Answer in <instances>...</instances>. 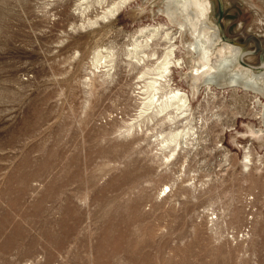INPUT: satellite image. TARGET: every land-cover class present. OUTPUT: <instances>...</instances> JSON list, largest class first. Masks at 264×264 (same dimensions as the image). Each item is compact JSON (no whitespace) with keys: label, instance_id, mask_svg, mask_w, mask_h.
<instances>
[{"label":"rangeland","instance_id":"rangeland-1","mask_svg":"<svg viewBox=\"0 0 264 264\" xmlns=\"http://www.w3.org/2000/svg\"><path fill=\"white\" fill-rule=\"evenodd\" d=\"M121 1L0 0V264H264V94L228 84L264 71V8L213 0L244 54L209 88L165 0ZM146 25L177 36L158 96L181 89L184 109L140 111L167 46L136 64Z\"/></svg>","mask_w":264,"mask_h":264},{"label":"bare ground","instance_id":"bare-ground-1","mask_svg":"<svg viewBox=\"0 0 264 264\" xmlns=\"http://www.w3.org/2000/svg\"><path fill=\"white\" fill-rule=\"evenodd\" d=\"M126 1L127 0H124L123 2L122 1L121 2L124 4ZM165 1H166V5H165V8H164L165 9L164 13L166 14L167 18L171 21V23L177 25V27L179 28V31H177V32L179 34L181 32L183 34L188 32L191 35L192 34L195 35V40L193 42L189 43L190 41H188V47L190 49H188L187 54L190 57L193 56V55H198V57H200V60L197 62V66H199V69H201L200 72H201L202 75H205V77H206V75H208V77L204 81L205 85L208 86L209 88H210V86L212 84L216 85L217 78L220 75H222V73L224 71H226L229 67H231L232 63H235L237 65L238 61L240 60V58L244 54V52H242L241 48L238 47V46L223 42V40H222V34H223L222 33V29H221V27L218 24L216 25V23H214V21H213L215 19V3L213 2V0H165ZM258 1L261 3L262 7L264 8V0H258ZM144 3H146V2H144ZM153 11H154V9H153ZM158 13H159V11H158ZM164 13H163V15H164ZM259 22L261 24V28H262L261 30L264 32V20L262 21L260 19ZM198 25H202L203 27H201V29L198 28L199 29L198 30L197 29ZM170 29H172V28H170ZM205 31H206L207 34L204 33ZM183 34H181V36ZM201 36L205 37V39L202 38ZM158 37L163 38V40L166 42L167 46L164 49V56H163V59H162V61L160 63H158L156 66L149 67L147 70H144V71L142 70L143 71L142 75H148V74H150V72H153V76H155V78H150V80L147 81V83H145V85L143 87L142 86L140 87L141 89L144 88V95L146 96L143 99V102H141L142 105H143V108L140 109L141 112H143V110L146 111L145 109L149 108V107L145 108V106H152L153 104H158V109H159V112L161 113V112H164L168 108H171L173 106L182 107L183 105H185L186 101H188L187 97H186L187 95L185 96V94L181 93V91H183V90L180 89L181 90L180 91L177 88L169 90V92L167 93L168 96L170 95L169 97H167L166 95H164V96L162 95L163 97H165V96L167 97L165 100L162 97L158 96V92L161 90V87L164 86V85L167 86L170 83L171 79H170L169 76H170L171 70L172 69H178V68L181 67L180 66L181 65V60H179V59H176V60L173 59L172 60L171 59V58H174V52H176L175 48H177V47L175 46L176 44H174V43H175V40H176L177 36L175 34H172V32L170 30L163 29V27H161L160 25H157V26H154V27L146 25V26L138 29L135 32V35L133 37L132 36L130 37V38H132V49H131V51L128 49L130 51L129 52L130 55H128V56L131 57L133 60H135L136 64H139V65L143 64L144 63V57H143L144 52L142 50L144 48L148 47L149 43H152L153 40H155ZM181 38H183V37H181ZM255 41H256V43H258L257 39H255ZM204 42H208L209 46H207V45L205 46ZM215 45H219V49H217V51L219 53L217 56H218L219 59L212 61V59H211L212 48ZM184 52H185V50H184ZM225 52H229L230 53V57L229 58L224 55ZM154 55H156V54H154ZM154 55H153V57H154ZM99 57H100L101 60L104 59V64H105L104 67L107 68L106 71L109 72L113 67L111 65V61H105V59L108 57V55H99ZM193 57H195V56H193ZM98 61H99V59L96 60V62H98ZM159 61L160 60H158L157 62H159ZM100 62L102 63V61H100ZM194 62H196V61H194ZM184 63H186V62L184 61ZM192 68H193V66H192ZM191 73H192V71H191ZM168 74H169V76H168ZM189 76H190V74H189ZM199 76H201V75L196 74L195 78H197ZM244 76H246L247 79H244ZM187 77L188 76H186V78ZM224 77H226V76H224ZM161 79H162L163 82H161ZM193 81H195V80H193ZM223 83L224 82H222L221 85ZM259 83H262L263 88H264V71L258 72V73H253V72H250L248 69H245V70L238 69V71L234 72L233 75L229 78V81H228V84L230 86H232V87L233 86H237L239 84V85H242L245 88H251V89H253L255 91H259V92L264 94V89L259 87ZM142 84H144V83H142ZM218 85H220V84L218 83ZM224 87H225V85H224ZM224 87L222 88L223 90H224ZM211 89H209V90H211ZM193 90H195V89H193ZM236 91H238V93H239V90H236ZM245 92H246V90H245ZM246 95H248V94H246ZM260 96H261V94H260ZM140 97H141V95H140ZM252 99H254V98H252ZM174 110H176V109H174ZM178 111H179V109H178ZM253 117H255V116H253ZM170 119L172 120V118H170ZM260 124H261V122H260ZM157 129H159V128H157ZM171 132H173V131L171 130ZM259 132H261V131H259ZM176 135H178V134H176ZM171 138H173V137H171V135H170V139ZM166 139H168V138L166 137ZM172 140H174V139H172ZM163 142H165V141H163ZM169 153H170V151H169ZM168 158L169 157H167V159Z\"/></svg>","mask_w":264,"mask_h":264}]
</instances>
